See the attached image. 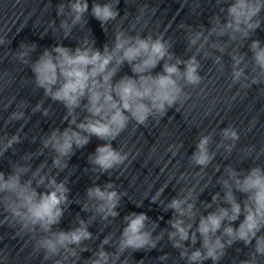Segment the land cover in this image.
<instances>
[{
	"label": "clouds",
	"instance_id": "clouds-1",
	"mask_svg": "<svg viewBox=\"0 0 264 264\" xmlns=\"http://www.w3.org/2000/svg\"><path fill=\"white\" fill-rule=\"evenodd\" d=\"M223 2L217 0L218 4ZM117 5L112 0H104L103 3L93 0L91 15L106 28L109 21L119 16ZM220 11L225 14L224 20L218 15L212 17L210 32L227 36L229 41H235L238 37L248 39L264 23L260 18L261 12H264V0H231L227 8L221 7ZM88 12V0H68L67 5H58L57 15L67 16L60 23L65 38L84 22ZM49 26L54 28L55 23ZM188 31L192 33L188 36L189 45L194 46L203 40L199 46L202 50L208 37L202 30L193 33L191 26H188ZM5 42L0 37V45ZM171 47L170 41L162 34L154 36L137 32L133 35L120 29L115 31L111 46L105 44L102 51L94 46V41L85 38L75 49L62 44L51 50L45 49L30 64L35 85L43 89L45 97L61 103L67 113L64 120L68 127L55 129L42 141L44 149L50 148L55 153L52 158L54 168L61 171L66 169L67 159L95 136L104 143L98 145L88 157L91 171L103 174L116 169L128 160V154L123 149L114 148L112 142L127 129L130 122L146 125L150 117L163 118L169 109L177 104L182 105L189 98L185 86H196L202 81L199 61L192 56L186 61L176 58L173 63ZM212 47H219L223 51L222 46L213 44ZM249 47L252 64L259 71L258 75L243 83L245 88L264 81V45L259 39H253ZM20 49L15 53L16 57L22 63L29 64V54L34 51L35 45L23 43ZM232 60V82L237 84L247 75L246 67L240 66L244 57L233 54ZM161 61H164L163 71L153 74V69ZM125 63L130 66L132 75L114 79ZM180 65H183V70ZM78 109L85 113L83 119H80ZM34 111H43L44 115H48L49 110L38 103ZM24 116L23 111H15L9 119L21 120ZM222 137L232 142L225 145L226 150L231 152L239 139L237 130L231 126L225 127ZM210 141L211 136L202 135L191 157L192 163L202 169L213 160V154L209 151ZM20 142L19 131L11 136L6 133L0 136V158ZM251 152L252 149H249L248 154L251 155ZM30 158L31 154H26L22 159ZM45 166L33 170L30 164H13L10 174L0 171V209L5 214L4 223L17 228V236L31 235L33 250L36 253L42 251L44 260H52L53 264H76L77 249L80 252L88 251L83 242L92 238L88 230L89 222L77 217L76 226L72 229L53 231V225L59 224L64 208L69 204V189L67 181L42 175ZM30 171L31 178L22 179ZM221 184L224 188L223 205L227 206L217 203V193L212 198V203L217 204L215 211L200 214L198 220L195 219L198 210H195L194 189L167 204V208L175 214L169 221L168 239L173 248L180 250V257L186 259L187 264H203L208 260L219 264L227 249L237 242L254 249L250 258L240 261V264H258L257 257H264V167L257 165L243 173L228 167ZM40 187L45 191H38ZM236 192L243 194V202L238 201ZM86 196L91 203H85L83 210L94 211L92 221L95 216L107 221L109 217L119 215L117 208L121 194L112 183L105 184L103 188L93 185L87 189ZM158 198L153 197V203ZM204 207L211 208L212 204H205ZM123 220L125 226L116 244V252L110 253L101 246L88 264H127L121 260L124 252L129 249L134 252L156 249L158 241L163 239L162 236L154 237L156 225L149 227V217L143 212H132ZM237 221L238 226H234ZM198 238L201 246L195 248ZM188 241L193 246L191 251L185 245ZM110 242L111 237L106 236L102 245ZM159 259L166 260L168 255Z\"/></svg>",
	"mask_w": 264,
	"mask_h": 264
}]
</instances>
